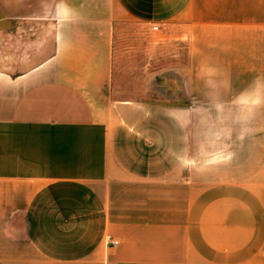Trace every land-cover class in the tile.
I'll list each match as a JSON object with an SVG mask.
<instances>
[{
  "label": "crops",
  "instance_id": "0c3cea01",
  "mask_svg": "<svg viewBox=\"0 0 264 264\" xmlns=\"http://www.w3.org/2000/svg\"><path fill=\"white\" fill-rule=\"evenodd\" d=\"M41 14L0 66V264H264V0H0L1 42ZM154 22L185 64L115 96Z\"/></svg>",
  "mask_w": 264,
  "mask_h": 264
},
{
  "label": "rangeland",
  "instance_id": "374dc122",
  "mask_svg": "<svg viewBox=\"0 0 264 264\" xmlns=\"http://www.w3.org/2000/svg\"><path fill=\"white\" fill-rule=\"evenodd\" d=\"M18 25L9 35L8 42H1L0 39V66L10 67L17 61H25L27 50L31 49L27 42L32 39L39 40L37 45L40 46V58L46 55L48 35H51L46 14ZM121 29L122 38L117 39L115 50L114 82L111 87L113 94L120 97H149L152 100L163 98L166 95L165 91L161 92L159 82L165 76L174 77L177 60L183 59L185 64L186 47L178 45L173 37H163V30L148 34L146 48L142 45L145 43L140 41L139 46H128L137 40L130 37L129 33L139 28L126 23L121 25ZM4 44L6 51L1 47Z\"/></svg>",
  "mask_w": 264,
  "mask_h": 264
},
{
  "label": "built area",
  "instance_id": "2783aa9c",
  "mask_svg": "<svg viewBox=\"0 0 264 264\" xmlns=\"http://www.w3.org/2000/svg\"><path fill=\"white\" fill-rule=\"evenodd\" d=\"M150 28H151L152 31H156L157 32V31L165 30L166 26L161 24V23H159V22H154V23L151 24ZM110 242L113 244V243H116L117 240L111 239Z\"/></svg>",
  "mask_w": 264,
  "mask_h": 264
}]
</instances>
